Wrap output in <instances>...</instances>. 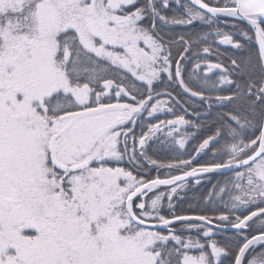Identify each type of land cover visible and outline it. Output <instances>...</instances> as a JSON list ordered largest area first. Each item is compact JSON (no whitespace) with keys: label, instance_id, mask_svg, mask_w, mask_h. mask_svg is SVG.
I'll use <instances>...</instances> for the list:
<instances>
[{"label":"snow or ice","instance_id":"snow-or-ice-1","mask_svg":"<svg viewBox=\"0 0 264 264\" xmlns=\"http://www.w3.org/2000/svg\"><path fill=\"white\" fill-rule=\"evenodd\" d=\"M0 264H264V0H0Z\"/></svg>","mask_w":264,"mask_h":264},{"label":"trees","instance_id":"trees-1","mask_svg":"<svg viewBox=\"0 0 264 264\" xmlns=\"http://www.w3.org/2000/svg\"><path fill=\"white\" fill-rule=\"evenodd\" d=\"M204 191H205L204 187H201L198 190L189 191L187 202L183 205V207L187 208L189 203H191V204H193V206H195L197 204V202L199 201V197H200L201 193H203ZM202 207H203V204L201 203L200 208H202ZM197 210H199V208H197Z\"/></svg>","mask_w":264,"mask_h":264}]
</instances>
